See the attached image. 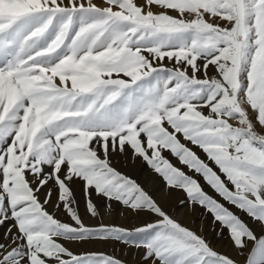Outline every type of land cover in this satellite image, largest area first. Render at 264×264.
<instances>
[{"label": "snow or ice", "instance_id": "6c2138e0", "mask_svg": "<svg viewBox=\"0 0 264 264\" xmlns=\"http://www.w3.org/2000/svg\"><path fill=\"white\" fill-rule=\"evenodd\" d=\"M119 157L210 213L244 264H264V0H0V264H129L73 242L142 250V264H238ZM114 204L153 219L86 223Z\"/></svg>", "mask_w": 264, "mask_h": 264}, {"label": "rangeland", "instance_id": "374dc122", "mask_svg": "<svg viewBox=\"0 0 264 264\" xmlns=\"http://www.w3.org/2000/svg\"><path fill=\"white\" fill-rule=\"evenodd\" d=\"M94 2L98 5H103L104 0H94ZM140 2H142V0H138V3ZM152 10L154 12L161 11V9L155 5L152 6ZM181 140L182 142L186 143L187 146L193 151H195L201 159L207 161L206 155L197 146L191 145L190 142L183 141L182 137ZM163 155H165L174 166L181 168L188 175L197 179L202 189L208 195L213 196L226 207H229L237 215H240L247 222L251 223L250 218H248L246 214L241 213L234 206L228 204L221 197H219L218 194L206 184L202 176L196 174L195 172L189 171L186 166L182 165L179 160L173 157L169 152H164ZM114 162L116 163L119 170L130 175L132 178L141 183L147 190H149L160 201L165 210L182 226L188 227L190 230L196 232V234L203 236L216 251L220 253H227L236 259L238 264H244L245 257L240 255L237 250L232 248L230 241L227 238V231L225 230L221 233L220 226L218 223L213 221L212 215L210 213H206L205 210L199 205L188 203L186 194L183 191L172 190L169 192L163 189L161 182L156 179L153 170L141 160H137L135 163H133L131 160H125L123 157H119L115 158ZM208 163L214 168V170L218 172V174L221 175L222 179H225L223 174L219 173L214 164H212L210 161H208ZM181 200L185 201L182 205L180 204ZM113 209L114 210L111 213H107L104 209H101L102 221L101 219H94L86 216V223L95 225L103 222L105 224H116L124 227H132L138 226L141 222H150L153 219V217L150 216L135 218L131 215V213L126 212L124 209L115 204L113 205ZM81 213L84 214L83 205H81ZM217 233L221 234L217 235ZM68 246L74 251H80L82 248L87 250L107 252H112L115 250L116 254L127 259L129 264H142V250L137 251L133 248H126L120 244H115L112 242H96L84 245H77L73 242ZM243 251L246 253L248 249H244Z\"/></svg>", "mask_w": 264, "mask_h": 264}]
</instances>
